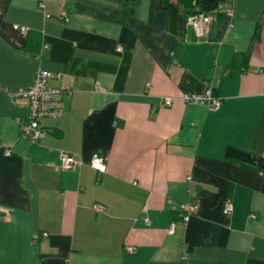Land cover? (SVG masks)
<instances>
[{
  "label": "crops",
  "instance_id": "crops-1",
  "mask_svg": "<svg viewBox=\"0 0 264 264\" xmlns=\"http://www.w3.org/2000/svg\"><path fill=\"white\" fill-rule=\"evenodd\" d=\"M39 2L0 0V264H264V0L203 33L165 0ZM40 68L71 91L33 143L10 92ZM209 90L220 107L185 98Z\"/></svg>",
  "mask_w": 264,
  "mask_h": 264
},
{
  "label": "built area",
  "instance_id": "built-area-1",
  "mask_svg": "<svg viewBox=\"0 0 264 264\" xmlns=\"http://www.w3.org/2000/svg\"><path fill=\"white\" fill-rule=\"evenodd\" d=\"M39 7L42 10H46V0H40ZM47 18L51 17L49 13L46 14ZM210 20V14L207 13H195L189 16V22L195 26L198 33H203L206 24ZM15 28L20 32L26 34L29 32L30 27L25 25L16 24ZM122 49V47H120ZM53 77L52 71L40 68L37 72L34 85L27 88H21L16 92H10L12 101L15 104L26 105L29 107V114L27 116H20L17 121L20 126L21 136L29 138L33 143H38L47 135V130L42 123L45 117L60 118L66 112V106L64 101V94L67 91H71L70 88H63L55 86L51 83ZM185 98L188 101H198L209 104L212 108H218L222 105V99L214 97L211 90L205 94H187ZM264 99V92H263ZM166 103L172 104V99L168 98ZM3 146L0 143V147ZM7 154H11V149H6ZM77 156L70 152H64L62 154L61 166L64 169H70L75 167L79 163ZM91 165L100 173L108 171L107 157L100 152L93 155ZM189 179H192L190 176ZM106 205L103 203H96L95 209L98 212L105 211ZM183 213V219L189 221L192 215L197 211L198 204L195 202L183 203L180 205ZM233 209L232 203L228 201L225 207V213L230 212ZM0 218L2 216L0 215ZM43 236L48 235L47 232L42 233ZM41 237V234L35 235L33 242L36 243ZM129 252H134L135 247L129 246Z\"/></svg>",
  "mask_w": 264,
  "mask_h": 264
},
{
  "label": "trees",
  "instance_id": "trees-1",
  "mask_svg": "<svg viewBox=\"0 0 264 264\" xmlns=\"http://www.w3.org/2000/svg\"><path fill=\"white\" fill-rule=\"evenodd\" d=\"M165 0V4L170 8H185L189 15L195 13H211L220 7L225 0Z\"/></svg>",
  "mask_w": 264,
  "mask_h": 264
}]
</instances>
